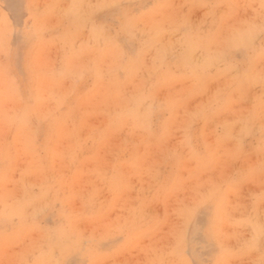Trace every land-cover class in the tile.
Returning <instances> with one entry per match:
<instances>
[{"label":"rangeland","instance_id":"1","mask_svg":"<svg viewBox=\"0 0 264 264\" xmlns=\"http://www.w3.org/2000/svg\"><path fill=\"white\" fill-rule=\"evenodd\" d=\"M76 1L0 0V264H264V1Z\"/></svg>","mask_w":264,"mask_h":264},{"label":"bare ground","instance_id":"2","mask_svg":"<svg viewBox=\"0 0 264 264\" xmlns=\"http://www.w3.org/2000/svg\"><path fill=\"white\" fill-rule=\"evenodd\" d=\"M78 1V0H77ZM76 1V2H77ZM80 1V0H79ZM264 1V0H263ZM73 2V1H72ZM72 2H70V3H72ZM82 2H84V1H82ZM88 2V1H87ZM95 2V1H94ZM99 2V1H98ZM74 3V2H73ZM80 3V2H79ZM85 4V3H84ZM262 4V3H261ZM93 5V4H92ZM191 5V4H190ZM74 6V5H73ZM76 7H78L79 8V6H76ZM89 7H90V5H89ZM97 7V6H96ZM68 8H69V6H68ZM78 8H75V9H78ZM86 8H87V6H86ZM91 8V7H90ZM40 9V8H39ZM92 9V8H91ZM104 9V8H103ZM63 10V9H62ZM93 10V9H92ZM70 11V10H69ZM81 11V10H80ZM82 11H85V10H83L82 9ZM88 11H90L89 9L87 10V12ZM14 12V11H13ZM76 12V11H75ZM74 12V13H75ZM91 12V11H90ZM261 12V11H260ZM259 12V13H260ZM30 13V12H29ZM89 13V12H88ZM87 14V13H86ZM96 14H98V13H96ZM94 16V15H93ZM79 16H77V18H78ZM148 17V16H147ZM88 19V18H87ZM5 20H7V19H5ZM260 20V19H259ZM29 21V20H28ZM20 23V22H19ZM84 22H82V24H83ZM26 24H27V21H26ZM78 24V23H77ZM91 24V23H90ZM158 24V23H157ZM174 24V23H173ZM19 26V25H18ZM1 27V26H0ZM86 29V28H85ZM100 29V28H99ZM251 29L249 28V31H250ZM159 31V30H158ZM175 31V30H174ZM99 32V31H98ZM92 33V32H91ZM154 33V32H153ZM167 33V32H166ZM69 35V34H68ZM82 36V35H81ZM95 36V35H94ZM247 36H250V35H247ZM185 37V36H184ZM252 37V34H251V36L250 37H245V38H251ZM34 38V37H33ZM194 38V37H193ZM95 39V38H94ZM191 39V38H190ZM196 40V39H195ZM205 40V39H204ZM247 40V39H246ZM249 41V40H248ZM198 42V41H197ZM69 43V42H68ZM193 43V42H192ZM196 43V42H195ZM249 43H252V41H249ZM249 43H246V45L248 44L249 45ZM251 45V44H250ZM190 46H188V48H189ZM192 49V48H191ZM201 49V48H200ZM95 50V49H94ZM256 50V49H255ZM3 51V50H2ZM1 57V56H0ZM38 65V64H37ZM124 95V94H123ZM126 97V96H125ZM18 102V101H17ZM13 103H15V102H13ZM9 105V104H8ZM20 105V104H19ZM11 106H13V105H11ZM50 106V105H49ZM18 107V106H17ZM16 107V108H17ZM119 110V109H118ZM137 116V115H136ZM135 119V118H134ZM129 120V119H128ZM15 139V138H14ZM10 149V148H9ZM99 172V171H98ZM94 178V177H93ZM100 180V179H99ZM41 263V262H40Z\"/></svg>","mask_w":264,"mask_h":264}]
</instances>
